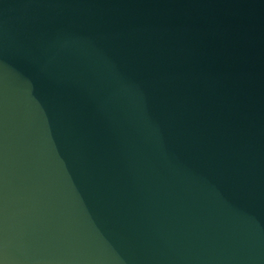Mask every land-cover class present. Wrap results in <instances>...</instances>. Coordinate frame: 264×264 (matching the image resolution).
Here are the masks:
<instances>
[{
  "label": "water",
  "instance_id": "95a60500",
  "mask_svg": "<svg viewBox=\"0 0 264 264\" xmlns=\"http://www.w3.org/2000/svg\"><path fill=\"white\" fill-rule=\"evenodd\" d=\"M0 264H264V0H0Z\"/></svg>",
  "mask_w": 264,
  "mask_h": 264
}]
</instances>
